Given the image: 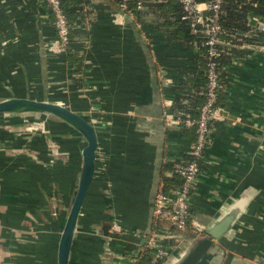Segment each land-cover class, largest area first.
I'll return each mask as SVG.
<instances>
[{
  "label": "crops",
  "instance_id": "obj_1",
  "mask_svg": "<svg viewBox=\"0 0 264 264\" xmlns=\"http://www.w3.org/2000/svg\"><path fill=\"white\" fill-rule=\"evenodd\" d=\"M86 1L81 12L88 35L71 47L80 65L54 48L57 31L41 0H0V100L60 103L90 118L98 132L97 171L70 264H148L152 252L142 248L151 234L169 251L162 264H177L199 240L164 222L150 229L152 191L156 180L160 185L174 176L176 163L189 161L197 141L174 106L175 84L197 66L198 50L170 41L154 10L142 22L133 18L140 30L151 29L146 39L156 77L114 0ZM249 21L255 44L225 58L222 118L214 123L191 200L198 223L212 229L228 215L234 222L213 240L216 254L200 264H264V38L258 34L264 23L254 15ZM37 123L44 127L29 131ZM85 145L72 127L46 115H0V264H57Z\"/></svg>",
  "mask_w": 264,
  "mask_h": 264
},
{
  "label": "built area",
  "instance_id": "obj_2",
  "mask_svg": "<svg viewBox=\"0 0 264 264\" xmlns=\"http://www.w3.org/2000/svg\"><path fill=\"white\" fill-rule=\"evenodd\" d=\"M63 0H41L43 6L57 31L58 40L54 48L60 51H67L70 45V25L64 11ZM185 10L184 19L191 22L193 34H204L206 36L205 46L207 47V90L206 102L200 110V116L196 120H188L186 125L196 126L197 141L192 146L190 155L193 160H182L174 165V173L182 180L181 185L174 192L165 190L164 182H161L153 204L154 224L164 222L171 228L178 231H191L197 240L209 238L207 228L193 219L191 200L196 189L197 179L201 172L200 160L210 142V134L215 121L222 118V109L218 105L220 75L218 72L221 51L218 48L220 33L222 30L221 14L224 0H211L208 3H198L197 0H178ZM120 14L136 18L134 11L129 7L128 0H122ZM138 8H143L140 1ZM264 30V27H263ZM142 34L147 38L146 32ZM148 43L149 40H147ZM157 235L151 234L147 237V244L142 248L144 254H152L148 264H162L169 251L159 241ZM137 262V261H135ZM136 264V263H135Z\"/></svg>",
  "mask_w": 264,
  "mask_h": 264
},
{
  "label": "trees",
  "instance_id": "obj_3",
  "mask_svg": "<svg viewBox=\"0 0 264 264\" xmlns=\"http://www.w3.org/2000/svg\"><path fill=\"white\" fill-rule=\"evenodd\" d=\"M140 1L143 4V8L141 9L138 8V3ZM209 1L211 0H197L198 3H208ZM85 2L87 1H62V5L70 25V45L68 46L66 52L69 64H74L75 61L79 62L80 65L83 64L82 57L79 58L76 56V59H71V47L78 41V39L88 35L87 29H84V26L82 25L84 17L81 10L83 11L82 4ZM121 2L122 0H114V4L117 6H119ZM128 4L130 9L134 11L136 15V21L142 22L146 12L149 9L154 10L160 19L157 26L163 28V31L166 32L170 41L177 42L179 45L185 46L191 51L193 49L198 50L195 58L197 66L186 68L184 72L185 78L175 84L177 99L174 111L181 123L186 126L185 124L188 120H196L199 118L200 110L206 102V90L208 83L206 69L207 47L205 46L206 36L201 33L193 34L191 22L188 19H184L185 10L181 2L178 0H128ZM251 15L260 18L264 23V0H224V3L222 4V30L219 36L220 41L218 44V48L221 51V57L218 59V72L220 75L218 105H220V96L222 93L221 89L224 84L223 65L225 63V58L228 55L235 54L236 47L241 48L246 44H255V40H253L250 36L252 32L254 33L249 21V17ZM78 26L80 28H78ZM146 27L147 26L143 28L144 32H146V35H149L147 32H150L151 29L147 28L146 31ZM154 31L157 32L156 29L153 30V32ZM258 34H261V38H264L263 30H261ZM262 45H264V41H261V46ZM242 51L243 53H247V51ZM191 129L196 130L197 128L196 126H191ZM186 159L193 160L194 157L188 154ZM163 182L165 184V190L168 192L171 190L170 188L172 186L174 187L181 184L182 180L176 173H174L172 178L164 176ZM261 215L264 219V207L261 210Z\"/></svg>",
  "mask_w": 264,
  "mask_h": 264
},
{
  "label": "water",
  "instance_id": "obj_4",
  "mask_svg": "<svg viewBox=\"0 0 264 264\" xmlns=\"http://www.w3.org/2000/svg\"><path fill=\"white\" fill-rule=\"evenodd\" d=\"M125 19L135 28L138 39L140 40L146 57L154 71V75L156 74L155 76L157 77V65L153 58V53L149 43L147 42V39L142 35L141 30L137 27L133 18L126 15ZM0 115H46L50 119L66 123L74 130L79 132V134H81V136H83L86 141V145L82 151L83 165L78 189L66 219L58 246L57 264H70L75 235L79 225V219L97 171V152L99 149L98 132L95 126L83 115L60 103L51 102L48 100H36L29 97L0 100ZM158 188L159 180H156L152 191L150 229L152 223H154L153 204L156 199ZM233 222L234 216L228 215L212 229L201 224L207 228L209 238L195 242V247L193 250L190 251L189 254L177 264H200L209 256V254H216L213 240L219 239L225 235L230 230ZM109 230L110 226L105 227L106 235H108ZM147 233H151V230H149ZM106 250L109 257L110 250L108 247ZM217 256L218 255L215 256V259Z\"/></svg>",
  "mask_w": 264,
  "mask_h": 264
},
{
  "label": "rangeland",
  "instance_id": "obj_5",
  "mask_svg": "<svg viewBox=\"0 0 264 264\" xmlns=\"http://www.w3.org/2000/svg\"><path fill=\"white\" fill-rule=\"evenodd\" d=\"M22 116H30V115H22ZM84 116V115H83ZM86 119H88V120H90V118H87L86 116H84ZM29 119H31V118H29ZM38 120H42V117L41 116H39V118H38ZM27 124H29V123H27ZM7 125V124H6ZM8 126V125H7ZM37 126L39 127L40 126V128L41 127H44V124H42L41 123V125L39 124V123H37V125L35 124V126H32L31 125V127H29L28 129H29V131L31 130L32 131V129H33V127H34V129H33V131H37ZM36 127V128H35ZM6 128V127H5ZM47 128H48V126H47ZM40 130H42V129H39V132L41 133V131ZM47 132H49V131H47ZM49 135V134H48ZM50 137V136H49ZM49 143V145L47 146V149H48V151H50V153H52L51 152V150H55V148L54 149H52L51 148V146H50V141L48 142ZM53 155V154H52ZM67 155V154H66ZM66 155H64V157L66 156ZM56 157H57V154H56ZM53 159H56V158H54L53 157ZM9 165V164H8Z\"/></svg>",
  "mask_w": 264,
  "mask_h": 264
}]
</instances>
